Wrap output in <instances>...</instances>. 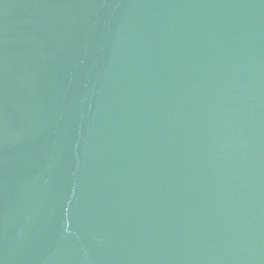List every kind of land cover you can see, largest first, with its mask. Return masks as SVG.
<instances>
[{"label":"water","instance_id":"water-1","mask_svg":"<svg viewBox=\"0 0 264 264\" xmlns=\"http://www.w3.org/2000/svg\"><path fill=\"white\" fill-rule=\"evenodd\" d=\"M0 264H264V0H0Z\"/></svg>","mask_w":264,"mask_h":264}]
</instances>
